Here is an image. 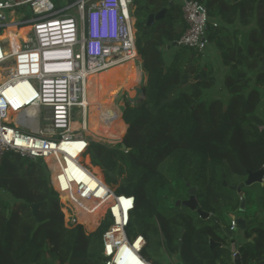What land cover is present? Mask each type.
<instances>
[{
  "label": "trees",
  "instance_id": "obj_1",
  "mask_svg": "<svg viewBox=\"0 0 264 264\" xmlns=\"http://www.w3.org/2000/svg\"><path fill=\"white\" fill-rule=\"evenodd\" d=\"M196 1L208 8V37L228 69L221 89L209 56L174 45L187 30L181 0H134L140 58L136 67L131 63V88L137 84L135 70H143L144 93L130 100L136 113L127 115L123 142L109 146L90 140L86 166L101 181L117 185L118 195L135 198L128 236H143L165 264H234L232 245L242 264H264V185H258L261 195L255 186H245L248 175L264 167V0ZM163 9L164 19L148 27V17ZM120 118L114 104L90 131L99 140L114 128L124 134ZM51 175L44 159L18 153L3 158L0 264H104L109 216L88 234L101 218L91 231L74 223L73 208L62 198L61 208ZM234 176L240 181L234 186L246 197L244 213L239 192L224 187L225 181L233 185ZM187 184L197 188L200 208L219 222L173 207V198L189 199ZM232 216L247 222L243 243L226 232ZM212 242L222 247L212 248ZM146 247L142 255L152 261Z\"/></svg>",
  "mask_w": 264,
  "mask_h": 264
},
{
  "label": "built area",
  "instance_id": "obj_2",
  "mask_svg": "<svg viewBox=\"0 0 264 264\" xmlns=\"http://www.w3.org/2000/svg\"><path fill=\"white\" fill-rule=\"evenodd\" d=\"M181 2L187 30L176 44L206 53L210 46L208 8L196 0ZM133 3L134 0H68L62 5L54 0H0V36L7 34V39L0 41V165L9 153L41 158L47 164L48 157L54 156L48 166L52 187L60 199L62 194L70 195L75 207L80 208H85L87 202H94L96 207L107 204L97 225L109 216L111 226L103 235L104 264H153L142 255L146 239L128 236L135 198L118 195L91 168L79 163L80 155L68 158L59 151L62 166L55 154L66 141L75 145L86 142L81 155L83 159L88 155L90 140L80 132L84 131L90 108L88 77L139 61ZM214 25L219 23L215 21ZM24 28L29 31L22 36L19 31ZM11 30H15L14 39ZM10 62L13 67H9ZM21 86L30 88L31 106L37 105L38 111L32 114H38L41 120V110L48 111L49 127L28 129L27 124L35 118L27 113L20 116L19 125L6 120L11 108L27 102V97L22 102L10 92ZM77 111L83 114V124L73 130ZM85 211L92 215L91 210ZM235 227L232 221L231 230Z\"/></svg>",
  "mask_w": 264,
  "mask_h": 264
},
{
  "label": "bare ground",
  "instance_id": "obj_3",
  "mask_svg": "<svg viewBox=\"0 0 264 264\" xmlns=\"http://www.w3.org/2000/svg\"><path fill=\"white\" fill-rule=\"evenodd\" d=\"M13 31H15V30H13ZM28 31H29V28H24V29L20 30L19 33H20V35L24 36L28 33ZM10 36H12L14 39V36H15L14 32L13 33L10 32ZM6 37H7V34L2 35L0 41L6 40L7 39ZM131 63L132 62L127 64V67H128L127 73L130 76V82H129L128 89H126V90L130 91L129 95L131 97H135V96H137L138 93H137V88L135 91H133V89L131 88L132 82H133V76H132L133 66ZM9 67H13L12 62L9 63ZM116 68H118V67L107 70L101 74H96V75H92V76L88 77V83H87V87H86L87 92H88V94H90L89 92H91V90L95 91L93 96H92L93 97L92 101L88 102V105L90 106L91 110L96 108V106H98V108L106 107L111 102V100L120 92L119 90L121 88H123L124 86H126L127 81L125 78L118 76L117 73H115V75H113L112 71H114V69H116ZM94 78H96V80L98 81L97 84L100 86L96 85L95 82H92ZM105 82H106V88H102L101 85H103ZM30 91H31L30 88H27V87L25 88L23 86L10 89L12 96L17 95L19 98H21L22 102H24L26 100V97H27V102L26 103L24 102V105H19V106L15 105L13 108H11L6 114V120L7 121H9L13 124L19 125V124H21L20 116L22 114H24V113L29 114L30 112L35 113L36 111H38L37 105H34L33 107L31 106V100H29V96H28V93H30ZM32 113H31V115L34 116L35 121L32 124L28 123L27 128L30 129L31 126H34L36 124L37 128L36 129L34 128L35 130L34 129H30V130L38 131V130H40L41 120H40V117L38 114H32ZM90 113H91V111H90ZM92 117L94 120L92 118H90L89 123H88V118H87V122H86L85 126H83L84 130L87 128V126L93 125V122H95L98 118H100L99 115H95ZM102 120L100 121V123H98V125L101 124ZM71 127L73 130H77L80 127H82V125L80 126V124H79V128H78V122H74ZM83 144H86V142H81V144H79V145H75L74 142H66V141L63 142V144L61 145V149H57V152H56L57 154H55L57 156V158L59 159L58 162L61 163L62 166H64V163H63L62 158H61V154L59 153V151H62V152L67 154L68 158H78L80 155L81 157L79 159V163L84 165L83 164V158L81 155V153L84 150L82 148ZM74 146H78V148L77 149L73 148ZM54 158H55L54 156L48 157V159H47L48 164H52ZM55 160L57 162V159H55ZM57 168L58 167H55V171H58ZM62 197L68 198L67 202L72 206V208H74L78 211L77 212L78 215L74 214V216H73L72 221L74 223H76V222H82L83 223V220H87V222H89L91 215L87 214V212L85 211V208H87V210L92 211L91 214L97 216V218L93 222V224H95L102 217V215H103V213L107 207V204L96 207L94 202L85 203V205H84V206H86L85 208H80L79 206L75 207L76 205H75V203L72 200L70 195L62 194ZM77 202H79V201H77ZM81 218H83V220H81Z\"/></svg>",
  "mask_w": 264,
  "mask_h": 264
},
{
  "label": "rangeland",
  "instance_id": "obj_4",
  "mask_svg": "<svg viewBox=\"0 0 264 264\" xmlns=\"http://www.w3.org/2000/svg\"><path fill=\"white\" fill-rule=\"evenodd\" d=\"M55 1V0H54ZM59 2H61L62 3V5H64L65 3H67L68 2V0H59ZM57 3V2H56ZM134 11H136V7H135V9H134ZM134 11L132 12V15L134 14ZM29 15H31V12L29 11ZM133 18L134 19H132V23H134L135 25H136V17L135 16H133ZM11 32L13 33L14 31L13 30H11ZM137 34V33H136ZM172 54V52H169V53H167V56L169 55H171ZM210 58H211V56H209ZM214 62V64H213V66L216 68V69H218V71H217V73H221L222 74V69L223 68H226V67H224V66H222L221 65V59H219L218 58V60H215V61H213ZM137 65V64H136ZM113 72V75H115V73H117V75L118 76H121V77H123V78H125L126 79V81H127V84H126V86H124L123 88H121L119 91V93L111 100V102L106 106V107H103V108H98V106H96V108H94V109H92L91 110V108H89V110H88V112H87V114H88V123H89V120H90V118H92L93 119V117L92 116H95V115H99V117L100 118H98L95 122H93V125H91L92 127H96V126H99L98 125V123H100V121L102 120V119H104V116H105V114L114 106V104H115V107L117 108V110H119V112L121 113V118H120V121L124 124V125H126V130H125V133L123 134V130H122V128H119V129H115L114 128V130H112V132L109 134V135H107V137L108 138H105L104 140H99V139H96V136H95V134H93L91 131H90V128H91V126H87V128L83 131H80L81 133H83L84 134V136L86 137V139H89V140H94V141H96V142H102V143H105L106 145H109V146H117L118 144H120L121 142H123V139H124V137L126 136V134H127V131H128V125H127V115L128 114H130V113H133V114H135L136 112H135V110L132 108V106H130V100L131 99H135L137 96H135V97H131L130 95H129V92L130 91H128V90H126V89H128V86H129V82H130V76H129V74L127 73L128 72V67H127V64L126 65H124V66H119L118 68H116V69H114V71H112ZM134 73H137V75H136V77H135V82L138 84V85H141V86H139V88H144V78H145V76H146V72L145 71H143V70H141V71H139V70H135V72ZM226 74V73H225ZM116 75V76H117ZM92 82H95V84L96 85H98L97 84V80H96V78H94L93 79V81ZM98 86H100V85H98ZM101 87L102 88H106V82L103 84V85H101ZM136 88H138L137 86H135V88H132L133 89V91H135L136 90ZM218 88H220L219 86H218ZM216 89V91L218 92V90L219 89ZM94 92L95 91H93V90H91V92H89L90 94H89V101H92V96H93V94H94ZM137 93H138V89H137ZM138 95V94H137ZM91 99V100H90ZM101 103V102H100ZM90 111H91V113H90ZM81 112V111H80ZM80 112H76V114H75V122H78V128H79V124H80V126L83 124V120H82V117H83V114H81ZM32 112H30L29 114H31ZM48 117H49V114H48V111L47 110H41V124H40V127H41V129L43 130V129H45V128H47V127H49L50 125H51V122H49L48 121ZM94 120V119H93ZM103 121V120H102ZM35 126V127H34ZM34 126H31V128L30 129H36L37 128V125L35 124ZM114 126V125H113ZM33 127V128H32ZM112 127V126H111ZM81 128V127H80ZM34 129V130H35ZM110 132V131H109ZM113 134V135H112ZM123 134V135H122ZM111 135H112V138H111ZM121 135H122V137H121ZM83 164L84 165H87V159H86V157L83 159ZM102 174L104 175V177H105V179H107L108 180V176H107V174H106V170L105 169H103V171H102ZM228 182V181H227ZM240 181L236 178V176H234V177H232L231 179H230V183L231 184H233V185H231V186H234V184H236V183H239ZM246 182V181H245ZM109 186H111L113 189H115V190H117V185H114V184H109V182H106ZM229 184V183H228ZM230 185V184H229ZM260 186V185H259ZM238 187H240V186H238ZM226 188H228V187H226ZM254 192H256V193H258V194H260L259 192H260V187H258V185L256 186L255 185V187H254ZM235 192H238V191H235ZM261 195V194H260ZM67 200L68 198H65V197H62V200ZM62 200L60 199V206H61V208L63 209V207H62ZM89 204V203H88ZM77 210L76 209H74L73 208V214H76V215H78L77 214ZM244 213V212H243ZM64 214H65V211H64ZM65 216H66V214H65ZM81 216V215H80ZM80 218V217H79ZM97 218V216H95V215H91V218H90V220H89V222H87V220H83V218H81V220H83V223L86 225V227H87V229L89 230V231H91L92 230V228H93V226H94V224H93V222H94V220ZM103 220V219H102ZM100 223V222H99ZM85 225H82L83 227H84V230H85V232H87L86 231V228H85ZM97 228H98V226L92 231V232H90V233H88V234H91V233H93V232H95L96 230H97ZM233 235H234V238L236 239V241L239 243H243V242H245L244 241V237H243V235H242V233L240 232V231H238V232H233ZM233 246L234 245H232V247H231V250L233 249ZM239 246V244L237 245V247ZM145 253L148 255V257H150L151 258V260L153 261V263L154 264H165L166 263V259L165 258H163V257H158L157 256V254L155 253V251L151 248V247H146V249H145ZM176 259V258H175ZM233 260H234V257H233Z\"/></svg>",
  "mask_w": 264,
  "mask_h": 264
},
{
  "label": "water",
  "instance_id": "obj_5",
  "mask_svg": "<svg viewBox=\"0 0 264 264\" xmlns=\"http://www.w3.org/2000/svg\"><path fill=\"white\" fill-rule=\"evenodd\" d=\"M172 4L173 3H171V5ZM166 13H167V10L163 9L157 14H151L148 17L147 26L151 27L156 21H160V20L164 19ZM174 45H176V43H174ZM143 93H144V88H139L137 97L135 99H131V101H135V100L140 99V96ZM260 129L264 130V126L260 127ZM255 185H264V167L261 168L259 171L254 172V173H250L248 175L247 180L245 182V186L246 187H252ZM187 187L189 188V195H190L189 199L181 200V199L173 198L171 200V203L174 204L173 207L188 208L192 211H196L199 214V216L204 220L214 218L219 222V219H218V217H216V215L205 212L200 208V203H199L198 198H197V188L191 187L190 184H187ZM224 187H228L233 191L239 192L240 197L242 198V207H241L240 211L245 212L247 203H246V197H245L244 193L242 192V188L238 187V186H231L228 184L227 181L224 182ZM32 210H33L34 216L37 218L38 217V211H37L38 205L33 204ZM232 220L235 221L236 227L234 230H229V231L227 230L226 232H227L228 236L231 238V240L235 242L236 239L234 238L233 232H235V233L238 231H240L241 233L245 232V230L247 228V222L243 218H238L236 216H232ZM184 231H185V228H183L182 232L184 233ZM250 241L251 242L254 241V238H251ZM179 244H180V246L182 245V239H180ZM211 245H212V248H214V247L221 248L222 247L221 244H215L214 242H212ZM232 252L235 253L233 263L234 264H242L241 257L239 255V253L236 252V246L235 245L233 246Z\"/></svg>",
  "mask_w": 264,
  "mask_h": 264
},
{
  "label": "crops",
  "instance_id": "obj_6",
  "mask_svg": "<svg viewBox=\"0 0 264 264\" xmlns=\"http://www.w3.org/2000/svg\"><path fill=\"white\" fill-rule=\"evenodd\" d=\"M134 9H135V6H134V3H133V6L131 7V11L133 12L134 11ZM135 12V11H134ZM133 16H134V14L132 15V19H134L133 18ZM217 21V20H216ZM215 22V21H214ZM213 22V23H214ZM218 22V21H217ZM135 27H136V25H135ZM137 30V29H136ZM1 37L2 36H0V40H1ZM204 55H207V56H211V59H212V61H215V60H218V58H220L219 56H220V52L218 51V49H217V47H216V45L215 44H213V43H211L210 42V46H209V48H208V50L206 51V53H203ZM134 66L136 67V64H134ZM223 71H222V74L221 73H218V76H217V79H218V86L220 87V89H221V87H222V82H223V78H224V75H225V73L227 72V68H223L222 69ZM146 82H147V74H146V76H145V78H144V85L146 84ZM136 86L138 87L137 89H139V86H141V85H138V84H136ZM92 155V154H91Z\"/></svg>",
  "mask_w": 264,
  "mask_h": 264
}]
</instances>
